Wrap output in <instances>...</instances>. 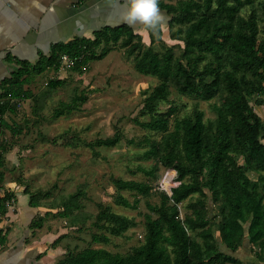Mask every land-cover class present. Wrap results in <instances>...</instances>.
<instances>
[{"label": "trees", "instance_id": "trees-1", "mask_svg": "<svg viewBox=\"0 0 264 264\" xmlns=\"http://www.w3.org/2000/svg\"><path fill=\"white\" fill-rule=\"evenodd\" d=\"M244 6L250 8L246 16L240 13ZM257 9L263 18L258 17ZM159 10L166 18L168 28L179 25L176 33L182 34V59L175 58L171 48L159 53L149 45L138 51L140 45L131 41L140 39L139 35L129 25L121 24L103 27L95 31L91 39L74 38L53 44L47 56L40 55L29 68L18 66L2 81L0 116L16 109L11 99L30 97L31 92L23 89L26 75L42 73L48 68L57 70L61 54L74 58L72 68L81 73L87 62L104 57L110 51V42L117 43L121 38L124 39L121 44L128 47L129 53L137 51L135 69L160 80L143 103V112L149 115V120L135 119V123L143 129L164 134L159 141L145 140L148 149L144 156L157 158L163 167L173 168L179 184L171 188L170 194L162 192L158 204L146 203L154 217L144 215L143 241L127 255L88 247L67 252L56 264H241L226 249L235 252L242 246L244 237H247L254 256L264 261V200L260 189V185L264 189L260 174L264 171V143L260 141L264 138V121L248 102V98L264 94V24L259 26V21L264 22V0H177L175 4L159 0ZM148 35L152 44L153 33L148 32ZM100 45H103L102 49L96 53ZM207 56L213 57L215 65L208 62L198 68V61ZM63 82V79H50L46 86L55 89ZM168 84H173L178 93L201 100L222 94V102L212 106L215 120L205 124L203 112L195 109L192 115L176 119L173 129L169 130L168 117L174 108L170 106L167 114L156 109V104L167 96ZM85 101L86 97L74 95L69 102H60L53 110V116L70 113ZM10 124L3 118L2 131L8 129L17 133ZM121 140L122 135L116 130L112 136L88 145L113 146ZM127 143L135 141L130 139ZM137 170L145 176L153 173L142 167ZM248 171L257 173L258 178L251 180ZM113 184L116 190L142 197L151 189L148 183L134 180L114 179ZM24 193L29 196L28 206L36 209L38 214L40 194ZM80 194L77 191L68 195L58 215L67 216L79 209ZM194 194L204 197L209 204H216L220 216L218 231L224 250L213 243L203 200L195 199L188 205L191 214L179 218V204ZM9 197L8 193L0 197V215L5 214V201ZM119 203L134 209L138 200L130 203L120 198ZM102 214L106 221L114 223L110 228L112 233L117 234L130 225L126 217L112 212ZM40 219L34 218L30 228H40ZM195 230H200L201 244L189 236V232ZM61 237L51 243L52 248ZM92 240L108 241L102 234L93 236ZM6 241V232L0 230V246Z\"/></svg>", "mask_w": 264, "mask_h": 264}, {"label": "rangeland", "instance_id": "rangeland-1", "mask_svg": "<svg viewBox=\"0 0 264 264\" xmlns=\"http://www.w3.org/2000/svg\"><path fill=\"white\" fill-rule=\"evenodd\" d=\"M163 1L175 4L177 0ZM249 10L244 6L240 13L246 16ZM258 10V17L263 18ZM263 24L259 21V26ZM178 27V24L171 28L166 25L158 34H153L152 44L148 33L131 42L140 45L138 51L149 45L159 53L171 48L173 56L182 59L183 42L180 40L182 34L176 33ZM123 40L121 38L114 44L110 42V51L101 59L87 62L81 73L65 66L58 68L61 72L52 68L44 71L34 82L27 104L21 110L15 109L10 113L13 116L8 114L10 128L17 133L8 129L0 133V188H4L1 185L4 183L13 189L8 192L10 206L14 203L11 199L16 198L15 192L40 194L39 213L43 215L40 217L39 233H51L53 238L62 236L56 246L61 248L62 255L56 260L67 252H78L88 247L127 255L143 241L144 215L154 217L147 210L146 203L158 204L162 192L170 194L171 188L179 184L173 168L163 167L157 158L144 156L148 149L145 140L159 141L164 134L141 128L135 119L141 122L149 120V115L143 112V103L160 80L155 75L142 74L135 69L137 51L129 53L128 47L121 44ZM102 46L96 48V53L101 51ZM181 62L184 64V60ZM208 62L215 65L213 57L207 56L199 60L197 66L202 68ZM225 69L228 70V66ZM50 79H63L64 82L55 89H49L46 82ZM167 90L165 100L159 101L156 109L167 114L170 106L174 108L168 117L169 130L173 129L176 119L192 115L195 109L203 112L205 124L215 120L212 106L222 102V94H216L210 100H201L178 93L173 84H168ZM74 95L84 96L86 101L79 103L76 110L54 117L53 110L58 104L69 102ZM258 101L262 103L258 104ZM248 102L254 113L264 121V94L254 95L248 98ZM116 130L122 135L117 144L88 145L97 139L112 136ZM130 139L135 143H127ZM260 141L264 143V138ZM238 161L242 162L241 159ZM138 167L153 173L145 176L137 170ZM260 174L263 183L264 171ZM247 175L251 180L258 178L255 172L248 171ZM114 179L145 182L151 189L144 197L119 191L114 187ZM260 189L264 200L261 185ZM77 191L81 192L78 198L80 208L67 216L58 215L62 212L63 201ZM120 198L130 203L137 199L136 208L123 207L119 203ZM195 199L203 200L213 243L224 250L218 231L220 216L216 204H209L204 197L194 194L179 204V218L191 214L188 205ZM6 201L5 206L9 209ZM102 212L126 217L130 225L117 234L112 233L110 228L114 223L106 221ZM100 234L107 237L106 243L92 240L93 236ZM189 236L201 244L200 230L189 232Z\"/></svg>", "mask_w": 264, "mask_h": 264}, {"label": "crops", "instance_id": "crops-1", "mask_svg": "<svg viewBox=\"0 0 264 264\" xmlns=\"http://www.w3.org/2000/svg\"><path fill=\"white\" fill-rule=\"evenodd\" d=\"M126 10V0H0V93L2 81L18 66L35 64L40 55L49 54L53 44L91 39L103 27L121 24L132 27L135 34L147 35L139 22L130 25L122 19ZM42 73L26 75L23 89L33 92L34 82ZM8 114L6 111L3 115L6 120ZM1 185L4 188H0V197L13 190L8 184ZM15 196L13 206L0 215V230L6 232L7 240L0 246V264H56L62 250L52 248L51 243L58 237L30 228L32 220L43 214L28 206V194L20 191ZM226 251L241 264H264L250 251L247 237L235 252Z\"/></svg>", "mask_w": 264, "mask_h": 264}, {"label": "clouds", "instance_id": "clouds-1", "mask_svg": "<svg viewBox=\"0 0 264 264\" xmlns=\"http://www.w3.org/2000/svg\"><path fill=\"white\" fill-rule=\"evenodd\" d=\"M127 10L122 19L130 25L139 22L144 33L158 34L165 29L166 18L159 10V0H126Z\"/></svg>", "mask_w": 264, "mask_h": 264}, {"label": "built area", "instance_id": "built-area-1", "mask_svg": "<svg viewBox=\"0 0 264 264\" xmlns=\"http://www.w3.org/2000/svg\"><path fill=\"white\" fill-rule=\"evenodd\" d=\"M75 59L68 56L67 54H61L59 56V67H66V68H69V67H73L74 66V63H75ZM25 98L21 97L19 99H11V102H15L16 104V109L17 110H21L23 108V102H24ZM1 103V102H0ZM3 116H0V133L2 131L1 129V125H2V120H3ZM13 199H11V202L13 203ZM6 204L8 207H10V203H8V200L6 201Z\"/></svg>", "mask_w": 264, "mask_h": 264}]
</instances>
